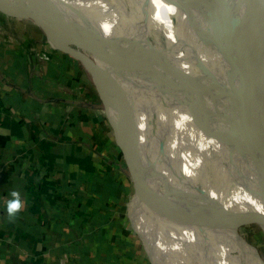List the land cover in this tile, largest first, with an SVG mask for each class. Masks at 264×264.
<instances>
[{"label": "bare ground", "instance_id": "obj_1", "mask_svg": "<svg viewBox=\"0 0 264 264\" xmlns=\"http://www.w3.org/2000/svg\"><path fill=\"white\" fill-rule=\"evenodd\" d=\"M107 1L31 0L37 13H67L86 23L94 21L104 35L119 20L116 1L114 6ZM154 1L155 7L151 0L119 2L122 66L108 85L115 87L120 115L125 116L131 107L135 109L140 148L154 158L156 171L166 183L174 181L186 201V219L194 226L186 229L174 224L161 209L159 196L155 198L157 209L153 213L147 203L138 204L132 197L131 226L151 264H257L256 256H250L227 234L225 221L208 203L210 192L201 154L209 152L238 167L264 198V116L250 112L231 86H226L230 80L228 66L224 60L216 63L219 55L215 45L217 40L234 56L230 58L250 78L255 96L262 100L264 61L259 54H264V46L255 43L254 48L246 34L235 32L236 18H203L190 29L187 24L192 17L191 0ZM154 8L160 13L155 16L169 31L174 33L180 27L178 31L182 33L175 37L184 51L183 57L163 38L157 42L158 49H154L153 31L148 36L142 33L145 16ZM43 28L48 37L55 32L75 43L91 39L98 44L101 40L100 35L77 28ZM180 35L191 50L182 46ZM80 62L85 69L91 68L87 58L80 57ZM211 76L215 78L212 85ZM210 100L215 102L212 106L207 105ZM237 103L250 121L236 111ZM146 185L157 191L153 179L148 178Z\"/></svg>", "mask_w": 264, "mask_h": 264}, {"label": "crops", "instance_id": "obj_2", "mask_svg": "<svg viewBox=\"0 0 264 264\" xmlns=\"http://www.w3.org/2000/svg\"><path fill=\"white\" fill-rule=\"evenodd\" d=\"M10 39L0 42V264H151L135 249L132 198L117 213L128 188L106 159L111 129L96 104L69 94L78 69L60 52L39 70L36 52L53 49ZM209 156L202 152V164ZM12 191L24 202L14 219L6 212Z\"/></svg>", "mask_w": 264, "mask_h": 264}, {"label": "water", "instance_id": "obj_3", "mask_svg": "<svg viewBox=\"0 0 264 264\" xmlns=\"http://www.w3.org/2000/svg\"><path fill=\"white\" fill-rule=\"evenodd\" d=\"M115 1L114 3V0H108L107 4L109 6L117 4L116 11L119 20L107 35L99 32L98 27L94 25V21L86 23L67 13H37L31 0H0L4 4L0 5L4 6L6 17L26 18L30 23L41 29L46 43L53 50L75 57L88 74L90 84L96 93L102 113L111 129L114 143L120 152L124 167L134 188V198L137 203H147L148 207L151 208L150 212L153 213L155 208L157 209L155 198L159 196L161 209L171 217L174 224L182 228L192 229L191 227L194 225L186 219V201L175 186L174 181L166 183L164 176L156 171L154 158L147 155L142 147L140 148L141 132L134 125L135 109L131 107L125 116L120 115L115 99V87L114 85H108L117 76L122 66V55L118 43V37L122 30L119 7L121 0ZM190 8H192V17L187 24L190 29L197 27L203 18H236L244 24L248 42L252 43L254 48L255 43L264 46V0H191ZM43 27L77 28L91 34H98L101 36V40L96 44L88 39L85 41L87 47H84L83 41L75 43L59 36V34L48 37ZM178 29L180 27L174 29V35L177 38L182 33ZM213 35L214 33L211 31L210 37H213ZM179 41H181L184 48L191 50V46L187 44L188 41L182 36ZM70 45L82 47L88 55L85 52L75 55L69 50L68 46ZM215 46L228 66L230 80L225 82L226 86H231L234 95L250 112L264 116V99L255 96L250 78L240 67L234 64L224 46L218 43L217 40ZM259 55L264 61V54L260 53ZM80 57L88 59L91 64L89 70L82 66ZM88 57H91V59ZM148 178L155 181L157 191L147 187L146 181ZM253 223L264 233L263 222L255 220ZM242 225L245 224H240L237 228ZM256 263L264 264V260L256 256Z\"/></svg>", "mask_w": 264, "mask_h": 264}, {"label": "rangeland", "instance_id": "obj_4", "mask_svg": "<svg viewBox=\"0 0 264 264\" xmlns=\"http://www.w3.org/2000/svg\"><path fill=\"white\" fill-rule=\"evenodd\" d=\"M150 3L155 7L156 2L154 0H151ZM4 11L6 12L4 6L0 5V42L4 40H11L10 38H14V40L17 39L18 42H22L23 39H28V41L30 40L32 42L35 39L36 41L34 42L42 40L41 44L44 45L45 43V46L48 45L45 41V36L41 29L30 23L29 20H27L26 18H19L10 21V19L13 18L6 17L4 15ZM154 13H156L157 15L160 14L159 10L157 11L154 8L150 15L145 16V19L143 21L142 33L148 36V34L153 31L154 34L152 36V45L154 49H158L159 46L157 42H160V40H162L163 38L173 45L174 52H176L178 56L183 57L184 51L180 47L178 39L175 37L171 29L169 31L167 26L161 24L159 18L155 16L156 14ZM233 30L237 33L246 34L245 29L242 27V24L238 19L234 23ZM33 46L35 47V45ZM68 47L71 52L75 53V55L81 54L83 52L87 53L82 47H74L71 45ZM84 47H87V44L84 43ZM43 52L46 53L43 50H38V52H36V56ZM47 55H50L52 61L53 59H55V56L58 57L59 55H61V53L58 50H52L49 51ZM66 55L67 54H65L64 56ZM218 55L219 56L216 63L220 60H223L219 53ZM228 55L230 57H234L232 54L228 53ZM68 56L69 63L74 65V67L78 69V72L80 74V78H78L77 81L72 82L75 84L72 86L74 87L73 92H69V94L71 93L72 96L74 95V97H77L78 92L80 95V99H82L84 103L92 102L93 104L97 105L98 110H101L96 93L90 84L88 74L81 67L80 63L75 57L70 55ZM88 58L91 59V57ZM184 59L189 60L187 58ZM38 64L40 68L39 70L44 69L42 62H38ZM214 79L215 78L211 76V85ZM78 85L80 87V90L77 89ZM216 89L219 92L221 91V93H226L227 98H232V95H228L226 91L224 92V90H219L217 87ZM213 101L214 100H210L207 105L212 106L215 103ZM236 108V111L239 112L240 115H242L247 121H250V116L245 114V112L239 107L238 103L236 104ZM109 129L110 127L108 125V127L106 128V133H108V135L111 131H109ZM105 148H108L106 146V143H99L98 149L100 151L104 150ZM107 151L109 150L107 149ZM209 157V160L211 162L209 160L203 161L204 165H206L207 162H210L207 167V171L209 173L207 175V182L210 192V196L208 194V203L212 206V210L214 209V212L216 210L218 215L223 218V220L225 221V230L227 234L235 241V243L239 245V247H241L250 256H259L261 260H264V233L256 224L253 223L255 220H260L264 223V204L262 202V197L260 193H255V191L252 192V188L255 189V186L252 185V182L249 177L245 176L236 166L226 161H222L217 156L213 155ZM106 159H108V162L114 164L117 170L121 172L123 179L126 183L125 185L128 188V190H126V192L124 193L123 198L119 202V209L117 210V213H119L120 211H126L127 205L130 203L132 196H134V188L132 186V183L130 182L120 152L115 143L113 152L109 151ZM128 219H130L129 214ZM240 224L245 225L239 226L237 228V226ZM125 228L126 230H128L127 226H125ZM129 232L132 234L131 230ZM134 236L139 239L137 235H133V237ZM142 246L144 247L143 244ZM142 246L141 244L137 243L135 249H137L141 253V250L146 252V249H143ZM141 257L143 256L141 255Z\"/></svg>", "mask_w": 264, "mask_h": 264}, {"label": "clouds", "instance_id": "obj_5", "mask_svg": "<svg viewBox=\"0 0 264 264\" xmlns=\"http://www.w3.org/2000/svg\"><path fill=\"white\" fill-rule=\"evenodd\" d=\"M10 198L6 201V212L9 218L14 219L24 208V202L18 191L10 192Z\"/></svg>", "mask_w": 264, "mask_h": 264}, {"label": "built area", "instance_id": "obj_6", "mask_svg": "<svg viewBox=\"0 0 264 264\" xmlns=\"http://www.w3.org/2000/svg\"><path fill=\"white\" fill-rule=\"evenodd\" d=\"M47 54H48V52H46V53L43 52V53H40V54L37 55L38 60H39L40 62H42V63H43L42 65L44 66V69H41L42 71L46 69L47 64H49V63H50V60H51L50 55L48 56ZM44 72H45V71H44ZM44 72H43V73H44ZM38 75H39V76H43V74H42L41 72H38ZM5 82L8 83L7 80H6ZM78 90H80V87H78ZM101 112H102V111H101Z\"/></svg>", "mask_w": 264, "mask_h": 264}]
</instances>
